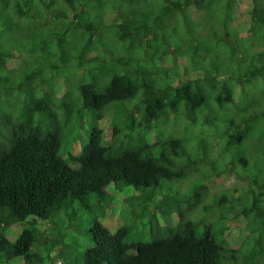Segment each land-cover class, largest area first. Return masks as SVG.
I'll return each mask as SVG.
<instances>
[{
  "label": "trees",
  "instance_id": "1",
  "mask_svg": "<svg viewBox=\"0 0 264 264\" xmlns=\"http://www.w3.org/2000/svg\"><path fill=\"white\" fill-rule=\"evenodd\" d=\"M240 1L0 0V264H264V0ZM82 110L111 125L68 153L74 169L58 153ZM121 188L154 192L133 215L152 241L97 219L88 246L53 233L56 210ZM209 190L207 222L187 220Z\"/></svg>",
  "mask_w": 264,
  "mask_h": 264
},
{
  "label": "rangeland",
  "instance_id": "2",
  "mask_svg": "<svg viewBox=\"0 0 264 264\" xmlns=\"http://www.w3.org/2000/svg\"><path fill=\"white\" fill-rule=\"evenodd\" d=\"M244 1L246 0H241L240 2V6L243 7L244 6ZM95 54V53H93ZM73 68H76V65L73 64ZM2 70V65H0V71ZM75 75H70L67 76L68 79L65 80L66 83L61 84L62 82L60 81L58 84L61 88V86H67V85H71L73 86L70 90V99L72 100L73 97L76 95H78V90L74 87L76 84L75 82ZM81 76L83 77L82 73ZM138 78H136V87H137V92H136V97L139 98V100H142L143 97V92L144 91L141 87H140V83L137 80ZM99 85H102L101 82H98ZM171 84L173 85H177V81L176 80H172ZM155 90V89H153ZM153 92V91H152ZM152 94V93H151ZM138 104V103H137ZM142 104V103H140ZM70 107H72L70 105ZM138 107V106H137ZM73 108V107H72ZM59 109V105H52L51 109L49 111V113H47L46 115H50V114H55L58 112ZM111 116H107L105 119L103 120H98L96 121L93 118V114L92 112L89 111H85L82 110L80 113L74 115L72 117V119H70V125L69 128L67 130V137L66 139L63 140L62 142V146L61 149L59 150V156L72 168L76 169L78 167V165L76 163H72L69 162V160L67 159V155L68 153H72L76 156L80 155L83 146L88 142V136L90 133V130L92 129V127L94 125H98L100 128H104L105 132L109 131L110 129V120ZM3 124V122H0V126ZM4 128V127H3ZM63 134L64 132H62V138H63ZM69 138V139H68ZM69 140V143H67V141ZM62 141V139H61ZM75 143H77L78 148H76L73 146ZM216 149H218V146L216 147ZM217 182L219 183L218 185L228 188L229 184L232 182L231 179L225 180L224 177H220L218 179H215L214 182L212 184H207V187L210 189H215V184H217ZM190 181L186 180V181H182L178 183V189L180 191V193L185 194L187 193V191L190 188ZM219 187V188H222ZM119 191H123V195H117L116 194H111L113 197L114 202H112V204H110L107 207H100L98 202L92 201L89 204V207H85V208H79L78 206H69V208L64 211L63 209H58L54 212V215L52 216V229H53V233H55V235H59L60 233L64 232V228L70 227V231H65L64 232V236L66 234V238L67 239H71L73 237H76L81 245H85L88 246V244L86 243L85 237H86V229L87 227L90 226L91 222L94 221L95 219H97L98 221L102 222L103 224L107 223L108 227H113V229H115L119 224H124L128 227L131 228L132 230V236L134 237L135 241H141V242H149L152 241V237L150 236V233L148 231L149 229V225L148 227L143 226L139 220H135L133 215L135 213H139L140 212V207L138 206V203L142 200L140 198L141 195L143 196H154V192H144V194H142L141 192H136L134 189H130V190H124L123 188H121ZM173 193L179 195L177 190L172 189ZM210 194L208 196L201 195L200 200L198 203H196L193 200L190 201H186L182 204V210H184V214H185V218L187 220H191L193 222L197 221V220H202L203 222H207L205 220V218L208 216V214H206L205 210H207L208 204L210 203L211 199H212V194H214L212 191H210ZM113 193V192H112ZM198 193H204L201 190H198ZM138 194V197L136 196ZM162 204V203H161ZM192 204H196V206H194L192 209L188 208L191 207ZM131 205H134V207H131ZM162 206L165 208L166 204L163 203ZM126 210H123V209ZM207 208V209H206ZM155 207H152V210H154ZM210 210V209H209ZM59 211H61L59 213ZM162 215L164 217H159V223L164 226L167 224V222L172 219V217H168V211L167 210H163ZM146 216H148V212L146 214ZM175 217V216H174ZM176 220V218H174ZM196 225V232L198 233V236H201L204 231V226L200 223H195ZM111 229V228H110ZM111 229V230H113ZM18 233V231H17ZM202 233V234H199ZM16 234V233H15ZM14 234V235H15ZM11 236H13V233L10 234ZM7 237L9 238V235H7ZM243 237V236H242ZM229 244H231V246L233 245L234 247L238 246V239L236 238L235 235L231 236L229 239ZM40 246V241H37L34 244V248H37ZM74 248V247H73ZM72 248V250H73ZM72 251L67 250L66 253L70 254ZM15 264V263H12Z\"/></svg>",
  "mask_w": 264,
  "mask_h": 264
},
{
  "label": "clouds",
  "instance_id": "3",
  "mask_svg": "<svg viewBox=\"0 0 264 264\" xmlns=\"http://www.w3.org/2000/svg\"><path fill=\"white\" fill-rule=\"evenodd\" d=\"M170 49V51H168L169 53H172V49L171 48H168ZM23 66V65H22ZM23 68V67H22ZM2 70H3V67H2ZM77 144V143H76ZM76 148H78V146H76Z\"/></svg>",
  "mask_w": 264,
  "mask_h": 264
},
{
  "label": "water",
  "instance_id": "4",
  "mask_svg": "<svg viewBox=\"0 0 264 264\" xmlns=\"http://www.w3.org/2000/svg\"><path fill=\"white\" fill-rule=\"evenodd\" d=\"M168 51H170V49H168Z\"/></svg>",
  "mask_w": 264,
  "mask_h": 264
}]
</instances>
